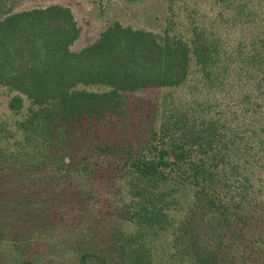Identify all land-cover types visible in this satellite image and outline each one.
Returning <instances> with one entry per match:
<instances>
[{"label":"trees","instance_id":"obj_1","mask_svg":"<svg viewBox=\"0 0 264 264\" xmlns=\"http://www.w3.org/2000/svg\"><path fill=\"white\" fill-rule=\"evenodd\" d=\"M35 1L0 0V90L20 117H0V234L67 225L68 208L131 229L76 264H157L164 246L171 264H264V0H156L162 35L115 23L79 52L72 9L19 11ZM150 89L161 102L130 118L128 95Z\"/></svg>","mask_w":264,"mask_h":264},{"label":"rangeland","instance_id":"obj_2","mask_svg":"<svg viewBox=\"0 0 264 264\" xmlns=\"http://www.w3.org/2000/svg\"><path fill=\"white\" fill-rule=\"evenodd\" d=\"M51 5H61L72 9L82 30L81 38L72 47L75 52L97 42L101 35L115 23L162 35L169 17L166 6L156 0L141 3H129L124 0H38L22 5L19 11ZM183 94L186 93H180L178 99ZM163 95V92L157 89L129 94L127 107L130 118L138 119L142 107L160 103ZM13 96L15 94L9 90H0V117L2 121L8 123L20 119L8 110V102ZM122 124L120 119L114 118L100 125L97 124L92 132L108 135V132L115 129L116 133ZM91 128L90 126L88 129ZM85 130L87 129L79 130V133L82 134ZM46 186L39 183L34 189L41 191ZM48 186L56 189L53 184L52 187ZM110 193L108 186L98 187L96 190L97 196L100 197H97L98 204L109 199ZM259 198L261 202H258L259 208L256 214L262 216L264 215V192L259 194L257 201ZM62 211L67 221H70L67 225L59 224L57 227L44 228L36 223L33 225L30 223L28 225L6 224L4 231L0 234V264H22L25 261H34L37 264H76L80 250L94 239L102 241L104 237L113 233V227L119 230H131L121 224H105V228L90 229L88 218L82 222L75 221L76 213L69 211L68 208H63ZM260 230L262 231V225ZM167 251L168 248L165 246L159 251L162 253L157 264H171V259L166 256Z\"/></svg>","mask_w":264,"mask_h":264}]
</instances>
